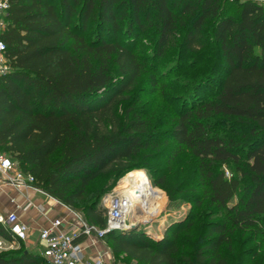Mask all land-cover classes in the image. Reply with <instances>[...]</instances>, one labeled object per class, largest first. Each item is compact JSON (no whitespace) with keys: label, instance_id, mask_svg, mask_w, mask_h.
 <instances>
[{"label":"trees","instance_id":"1","mask_svg":"<svg viewBox=\"0 0 264 264\" xmlns=\"http://www.w3.org/2000/svg\"><path fill=\"white\" fill-rule=\"evenodd\" d=\"M221 2L238 5V19L221 15ZM211 19V43L221 60L213 72L190 83L187 99H195V105L181 109L163 133L133 105L120 112L119 102L148 67L136 52L140 34L154 29L155 56L160 57L176 30L184 29L180 52L186 55L205 42L200 32ZM5 22L0 39L9 68L0 77V149L34 176L36 186L103 229L105 209L78 205L86 200L88 186L105 175L117 181L130 171L128 160L158 150L162 134L164 146L173 141L169 163L187 151L207 205L225 211L207 225L204 243L192 255L181 251L183 243L171 229L159 237L142 230H111L104 237L113 255L122 254L135 264H227L221 249L234 228H253L264 235V5L228 0H8ZM196 60L193 56L189 63ZM216 116L248 121L250 138L238 142L211 133L208 124ZM142 167L155 186L166 188L164 175ZM237 193L238 201L231 204ZM0 237L11 238L1 222ZM0 264L46 263L25 246L0 251Z\"/></svg>","mask_w":264,"mask_h":264},{"label":"rangeland","instance_id":"2","mask_svg":"<svg viewBox=\"0 0 264 264\" xmlns=\"http://www.w3.org/2000/svg\"><path fill=\"white\" fill-rule=\"evenodd\" d=\"M221 3V15L238 19V5ZM180 5L179 2L175 6L176 11ZM214 23L215 19L205 22L200 32V37L205 42L201 44L202 46L196 44L186 55H182V51L180 52L181 41L185 34L184 29L176 30L171 44L164 49L160 57L155 56L156 35L153 32L154 29L148 27L147 31L144 30L135 43L137 54L147 60L148 67L138 77L133 88L124 94L125 97L119 102V111L122 112L127 104L133 105L134 109L140 111L141 117L147 118L159 128L162 127L160 129L163 133L164 129L172 124L170 122L176 120L181 109H189L194 106L196 100L187 99L190 83L208 72H213L217 62L221 60L217 45L211 43ZM88 37H90V33H88ZM193 56H196L197 60L190 64L189 61ZM216 76H220V74ZM208 129L211 133L238 142L250 138L248 136L249 122L232 116L214 117L210 120ZM164 139L165 136L160 134L157 143L158 150H146L126 162L130 170L140 169L150 175L147 168L142 167V165H146L154 169L157 176L164 175L166 178V188H162L158 185L155 186L154 178L148 175L150 178L148 182L154 184L155 192L148 199L154 186H150L146 191L140 189V196L136 200L135 206V215L138 219L135 218L137 220L133 222L137 223L135 230H142L152 237L162 236L171 229L176 232L180 244L183 243L181 251L192 255L193 251L204 243L207 225L220 220L225 211L207 205V200L202 197V191L196 180L194 160L187 151L184 150L169 163L168 156L172 152L173 141L164 146L162 144ZM56 157L55 153L53 159ZM227 175L230 176L228 168ZM109 177V175L100 176L90 183L87 188L86 200L78 205L82 207L91 205L96 209H105L102 198L111 193L114 184L117 183L114 178ZM170 193H174L173 200L169 198ZM238 197L237 193L231 204L236 203ZM147 199L148 201L145 202ZM197 201H199V205L196 203ZM70 210L86 221L81 210L73 208ZM101 243L103 242L101 241ZM105 244L108 246L106 240ZM24 248L25 246L19 245L15 249L20 251ZM221 254L225 257L227 264H264V235L257 233L253 228H234L229 234L228 243L221 249ZM112 258L120 264H135L133 261H127L122 254L113 255Z\"/></svg>","mask_w":264,"mask_h":264},{"label":"built area","instance_id":"3","mask_svg":"<svg viewBox=\"0 0 264 264\" xmlns=\"http://www.w3.org/2000/svg\"><path fill=\"white\" fill-rule=\"evenodd\" d=\"M230 2L251 1L264 5V0H228ZM8 8V0H0V32L5 28V14ZM6 45L0 39V77L8 71L5 58ZM0 181L1 184H8L17 190L24 188L43 192L36 186L35 178L32 174L23 172L18 163L0 149ZM44 193H46L44 191ZM47 194V193H46ZM27 199L25 208L34 207L33 200ZM105 208L104 217L106 219L103 229L83 220L80 215L75 214L80 219V225L74 227L69 225L62 218H54L47 227L41 228L38 237L42 243L39 251L46 264H120L111 256L103 255L90 258L86 257L82 244L77 239L80 236L94 235L105 244L104 236L108 230H120L122 225L127 223L126 214L131 208L130 199L123 194H106L102 198ZM0 222L8 227L11 238L3 239L0 237V251L11 250L19 247L20 243L28 241L30 227L21 221L13 211L6 215L0 213Z\"/></svg>","mask_w":264,"mask_h":264},{"label":"crops","instance_id":"4","mask_svg":"<svg viewBox=\"0 0 264 264\" xmlns=\"http://www.w3.org/2000/svg\"><path fill=\"white\" fill-rule=\"evenodd\" d=\"M1 183L3 182L0 181V213L6 215L14 211L19 219L30 227L28 241L24 242L29 250L39 253L42 243L39 240L38 232L41 228L47 227L54 218L64 219L69 223L68 226L80 225V219L72 210L48 193L36 192L27 188L17 190L11 185ZM26 197L33 200L34 207L25 208ZM80 242L86 257L94 258L103 255L109 258L112 254L111 249L94 235L84 236Z\"/></svg>","mask_w":264,"mask_h":264},{"label":"bare ground","instance_id":"5","mask_svg":"<svg viewBox=\"0 0 264 264\" xmlns=\"http://www.w3.org/2000/svg\"><path fill=\"white\" fill-rule=\"evenodd\" d=\"M148 174L140 169H134L123 174L114 184L111 190L113 194H125L131 201V208L126 214L127 223L133 224L138 218L135 215L136 200L140 196V189L146 191L150 186H154ZM138 183V184H137ZM141 184V187H140ZM137 218V219H135ZM140 220V219H139Z\"/></svg>","mask_w":264,"mask_h":264},{"label":"water","instance_id":"6","mask_svg":"<svg viewBox=\"0 0 264 264\" xmlns=\"http://www.w3.org/2000/svg\"><path fill=\"white\" fill-rule=\"evenodd\" d=\"M136 225H137V223H133V224L126 223V224L122 225L120 230L129 231V230L135 229ZM108 232H110V230L106 231V233H108Z\"/></svg>","mask_w":264,"mask_h":264}]
</instances>
